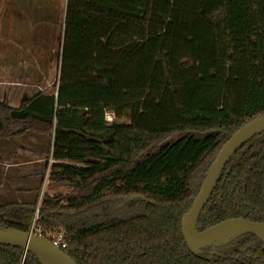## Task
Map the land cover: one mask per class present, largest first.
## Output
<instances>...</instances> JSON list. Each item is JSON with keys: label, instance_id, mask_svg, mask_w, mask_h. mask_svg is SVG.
<instances>
[{"label": "trees", "instance_id": "trees-1", "mask_svg": "<svg viewBox=\"0 0 264 264\" xmlns=\"http://www.w3.org/2000/svg\"><path fill=\"white\" fill-rule=\"evenodd\" d=\"M263 115L264 0H67L56 91L0 100V140L49 137L50 177L79 194L44 197L37 226L63 233L77 264H264L252 233L198 255L182 234L223 145ZM35 209L0 205V229L30 231ZM230 218L264 223V132L232 156L196 229ZM0 264L41 263L0 245Z\"/></svg>", "mask_w": 264, "mask_h": 264}, {"label": "crops", "instance_id": "crops-1", "mask_svg": "<svg viewBox=\"0 0 264 264\" xmlns=\"http://www.w3.org/2000/svg\"><path fill=\"white\" fill-rule=\"evenodd\" d=\"M42 4L34 2L30 6L29 3L19 2L14 7L29 8L30 6L33 9L58 7V3L53 1L45 2V6ZM65 6H67V0ZM24 15L17 13L15 16L18 24L17 33L15 27H12L9 35L4 38V72L0 100L12 107L19 106L24 95L32 97L39 92L49 94L48 88L51 82L43 68L44 60L42 59L48 51H44V48L48 49L52 37L61 41L63 35L59 27V31L56 29L51 32V38H49L48 32L44 33L46 30L44 26H41L43 23L37 22L39 18L34 12V16L29 17V25L26 24V32L22 36L23 29L20 24L21 20H24ZM47 61L49 59L46 63ZM27 136H30L29 140H25ZM40 140L36 134L19 135L13 140H0V202H25L35 193L37 184L39 185L42 179L40 161L46 154L40 148ZM24 142L30 146L29 149L25 147Z\"/></svg>", "mask_w": 264, "mask_h": 264}, {"label": "water", "instance_id": "water-1", "mask_svg": "<svg viewBox=\"0 0 264 264\" xmlns=\"http://www.w3.org/2000/svg\"><path fill=\"white\" fill-rule=\"evenodd\" d=\"M264 132V115L239 128L223 145L203 180L190 210L182 221V234L189 250L198 255L208 246L225 242L244 233L254 234L264 243V223L247 218H230L204 231H197L198 218L217 187L225 167L232 156L254 136ZM0 245L13 246L33 253L41 264H77L62 249L44 236L30 231L0 229Z\"/></svg>", "mask_w": 264, "mask_h": 264}, {"label": "rangeland", "instance_id": "rangeland-1", "mask_svg": "<svg viewBox=\"0 0 264 264\" xmlns=\"http://www.w3.org/2000/svg\"><path fill=\"white\" fill-rule=\"evenodd\" d=\"M49 1L58 3L57 5L58 7L52 6L50 8L42 7L38 9H33L32 7H30L33 5L34 2H41L44 4L45 2L47 3ZM19 2H25L26 4L29 3L30 6L29 8L28 7H24V8L14 7V6H17ZM65 4H66V0H0V97H2V81H3L2 79H3V72H4V43H5L4 38L9 35L12 27H15V32L17 33L18 24H17V21L15 20L16 19L15 16L17 15V13L25 14L23 16L24 20H21V24H20L23 29L22 36H24L26 32L25 30L26 24L30 22L29 17L34 16V12H36L37 18H39L37 22L43 23V25L41 24V26H44L46 30L44 33L48 32V36L49 38H51L50 33L54 32L56 29H58L59 31V29L61 28V30L63 31L65 11H66ZM43 6H45V4ZM14 23H16V25H13ZM44 51L46 52L48 51V54L45 53L42 57V59L44 60L43 68L46 70L48 77H49V81L51 82L50 87L48 88V92L53 94L56 91L57 83H58L59 76H60L61 41H57L55 40V37L54 38L52 37V40L49 41L48 49L46 50L44 48ZM48 59L49 61H47L46 63V60ZM108 113L113 114L111 112H108ZM115 121L118 123H126V122H129V119L127 117H123V118L115 117ZM26 134L28 135L36 134L37 136H39V140L41 139L40 148L42 149L43 152L46 153L44 155L45 158L40 161L41 162L40 164L41 165V177H42L40 184L39 185L37 184L36 191L34 194H32V197L30 196L28 200H26L25 202H20V203H25V204L32 203V202L36 203L35 215L33 219V222H34L35 220L36 221L38 220L39 207L44 197L54 198L55 200L60 202V206H66L67 202L65 198L68 196L78 195L79 190H77L75 187L71 185L55 182L50 177L51 165L53 164L54 160L52 159V154H51L52 147H51V142H50L49 137L46 135H42L41 133L34 132V131L28 132ZM196 135L198 137L202 136L200 134H196ZM181 136L183 135L176 134V135L171 136L170 138L168 137V140H176ZM29 137L30 136H27L25 140H29L30 139ZM25 147L29 149L30 146L26 144ZM5 203L7 202H0V205H3ZM33 222H32V225H33ZM58 231H64V230L60 228Z\"/></svg>", "mask_w": 264, "mask_h": 264}, {"label": "built area", "instance_id": "built-area-1", "mask_svg": "<svg viewBox=\"0 0 264 264\" xmlns=\"http://www.w3.org/2000/svg\"><path fill=\"white\" fill-rule=\"evenodd\" d=\"M30 232L36 236H43V232L40 228H38L36 220L33 222ZM44 237L48 238L50 241H52L54 245H56L60 249L66 247L65 237L63 233L48 234L47 236Z\"/></svg>", "mask_w": 264, "mask_h": 264}, {"label": "clouds", "instance_id": "clouds-1", "mask_svg": "<svg viewBox=\"0 0 264 264\" xmlns=\"http://www.w3.org/2000/svg\"><path fill=\"white\" fill-rule=\"evenodd\" d=\"M105 122L106 124H112L113 122H115V115L113 114H109L107 111L105 112Z\"/></svg>", "mask_w": 264, "mask_h": 264}]
</instances>
